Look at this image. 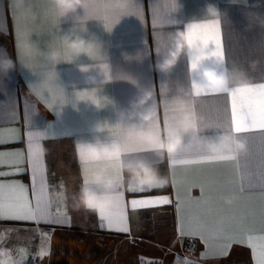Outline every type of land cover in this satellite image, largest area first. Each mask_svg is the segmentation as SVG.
<instances>
[{
  "label": "crops",
  "instance_id": "0c3cea01",
  "mask_svg": "<svg viewBox=\"0 0 264 264\" xmlns=\"http://www.w3.org/2000/svg\"><path fill=\"white\" fill-rule=\"evenodd\" d=\"M208 4L221 16L206 17ZM83 14L78 10L60 18L50 0H25L20 8L13 0H0V55L6 51L16 63L0 73V264H102V240L113 258L108 264H117L118 242L125 243L124 264H133L129 242L155 221L170 233L158 235L146 257L162 254L166 242L172 264H264V131L234 134L246 142L247 151L235 160L210 162V156L220 154L207 145L222 132L233 134L230 97L195 95L190 88L198 80L190 63L207 54L209 40L222 45L225 61L199 65L240 69L251 82L248 88L264 83V27L257 19H264V0H96L86 24L76 20ZM189 25L196 26L192 46ZM70 31L93 39L97 51L91 59L81 56L54 68L45 53L54 48L66 56L61 36ZM178 31L184 32L192 55L182 54L171 71L162 73L156 65ZM144 90L153 92L148 109L153 119L134 121L125 136L119 113ZM78 91H87L90 103L104 97L114 103L98 110L78 103ZM193 114L201 130L199 144L193 141L163 161L154 152L139 151L149 146L147 133L162 136ZM98 122L107 132L100 139L119 140L133 153L125 158L158 167L167 183L133 192L115 163L82 168L76 142H94L92 127ZM184 140L188 143L190 133ZM40 144L43 154L36 150ZM101 168L120 176L113 202L103 212L107 219L64 198ZM133 199L150 204L133 208ZM48 232L84 241L59 252L47 242ZM187 240L195 242L194 251L183 250Z\"/></svg>",
  "mask_w": 264,
  "mask_h": 264
},
{
  "label": "clouds",
  "instance_id": "9594fccd",
  "mask_svg": "<svg viewBox=\"0 0 264 264\" xmlns=\"http://www.w3.org/2000/svg\"><path fill=\"white\" fill-rule=\"evenodd\" d=\"M124 2L126 3V0H124ZM233 2H238V0H233ZM24 3L25 0H13V6L16 8L23 7ZM95 3L96 0H50V4L57 11L60 18H66L71 14L77 13L78 10H83L84 14L82 16H76V20L84 24L91 20L89 12L94 7ZM205 13L208 18H217L221 16L218 8L212 4L206 6ZM257 19L260 26L264 27V19L258 17ZM61 42L63 48L66 50V56H62L61 53L54 48L47 50L45 53L47 61L54 68L57 64L62 62L72 63L81 56H86L91 59L93 58V54L97 51V44L93 39L80 34H74L72 31L62 35ZM185 53L189 56L192 55V52L188 50L184 32L178 31L172 36L171 47L167 55L157 63L156 68L162 73L171 71L177 64L181 55ZM125 55L127 58V54ZM202 64L194 68L191 62L190 70L198 77L196 84L203 91H220L225 88H248L251 85L245 72L240 69H229L225 67L221 71L216 68L202 66ZM252 66H255V62H253ZM15 67L16 63L8 56L7 52L4 51L3 54L0 55V73L6 74L8 71L15 69ZM81 71L88 72V68L86 66H81ZM92 80V77H88L89 82ZM192 87L193 82L190 88ZM86 92L87 91L77 92L79 93L77 97L78 103H90L82 98L86 95ZM152 99L153 92L144 90L136 99L130 101L129 110H122L119 113V121L117 123L121 124L123 127L125 136L129 135V129L136 125L134 121L148 122L153 119V112L148 110L150 109V101H152ZM113 103L114 101L110 98L104 97L102 102L90 104L94 105L99 110ZM140 109L144 110L141 111ZM185 119L193 120V123H191L186 132H182L175 127L165 129L159 141L152 145L154 153L161 161H163L166 156H171L182 148L191 146L193 141L197 144L201 142V130L196 118L185 117ZM92 131L96 134L94 142H76L77 159L82 168L85 163H115L120 176L126 179L129 189L133 187H162L167 183L166 177L161 175L158 167L140 158H125L119 140L113 138L106 142L100 139L101 135H107L106 130L102 127V123L98 122L93 125ZM186 133H190V140L188 143H185L184 140V135ZM207 147L209 151L214 154L228 156L233 159L238 158L247 151V144L244 140L234 134L230 135L225 132L219 134L215 142H210ZM36 150L43 154V145H37ZM120 176L108 174L106 169L103 168L96 171L91 176L90 181L88 183H82L79 191L73 194L75 205L86 212L96 213L98 215L103 213L113 202L112 196L120 184ZM89 184L94 187L89 186ZM58 195L62 196L64 193H59ZM228 202L230 203L231 201L229 200Z\"/></svg>",
  "mask_w": 264,
  "mask_h": 264
},
{
  "label": "snow or ice",
  "instance_id": "6c2138e0",
  "mask_svg": "<svg viewBox=\"0 0 264 264\" xmlns=\"http://www.w3.org/2000/svg\"><path fill=\"white\" fill-rule=\"evenodd\" d=\"M218 23V22H217ZM195 25H189L188 32L189 38L188 43L192 46V39L190 38L191 32L195 28ZM208 48L207 54L203 57H198L197 59L193 60L192 64L193 67L196 68L199 66L201 61L209 60L213 64H223L225 61V55L222 49V45L218 43L216 40H209L207 41ZM210 44L213 47H209ZM193 88L195 90V95H222L227 94L230 97V122H231V130L233 134H242L247 132L253 131H264V83L256 84L254 87L251 88H225L220 91H203L201 90L196 83L193 84ZM82 98L86 99V95ZM99 103V102H97ZM192 117H195L193 114ZM193 123L192 119H185V121L178 127L180 131L186 132L189 126ZM223 130V129H219ZM139 138L143 139L145 134L138 133ZM147 139L149 141V146L139 149L142 152H154L152 145L157 143L160 139V135H153L152 133H147ZM122 146L123 153L125 155H131L133 153L128 152L120 142ZM235 160L228 156H210V162H224ZM89 181H85L88 183ZM2 188V186H0ZM143 188L139 189H131V191H143ZM242 190V189H241ZM167 202V201H164ZM149 201L144 200H136L133 199L131 201V205L133 208L136 207H147L149 206ZM31 211L30 208L28 209H21ZM101 219H107L103 213H101ZM122 231L127 232L128 229L124 228Z\"/></svg>",
  "mask_w": 264,
  "mask_h": 264
},
{
  "label": "rangeland",
  "instance_id": "374dc122",
  "mask_svg": "<svg viewBox=\"0 0 264 264\" xmlns=\"http://www.w3.org/2000/svg\"><path fill=\"white\" fill-rule=\"evenodd\" d=\"M72 188V187H71ZM70 188V189H71ZM73 194H75V192H67L66 195L64 196V198L69 199V200H73ZM154 225H151L149 228L145 227L144 229H142V231H140L137 234H135V236L131 239V241L129 242V245H131L132 247V251H133V255L136 256L135 259L133 260V264H172V256L170 255L172 252L170 251V245L171 244H166V242L164 243L166 246V248H164L163 253L159 254L158 256L154 255L153 257L149 256L146 257L144 256L145 252H150L148 251V249L155 247L156 246V238L161 237V233L162 235H165V233H170V229L166 228V226L163 224V222H157ZM164 225V226H163ZM158 233V234H157ZM46 239L47 242H53V246L56 245L58 246L57 251L59 252H66L67 249L65 246H67V244H71L74 245L75 247H78V243H82V241H84V237L80 238V239H76L75 242L73 239H71L67 234H57V233H47L46 234ZM86 239V238H85ZM88 242L90 243H95L92 239H87ZM74 243V244H73ZM119 243L122 244L119 246ZM107 242L105 241H101V262L102 264H108L110 262V260H112L113 258L107 255L108 254V247H106ZM163 244V243H162ZM163 244V245H164ZM187 244V242L185 241L183 243V245L185 246ZM168 245V246H167ZM80 247V246H79ZM125 248V243L123 242H118L117 245V255L118 257L116 258V263L117 264H124V257L121 255L123 253V250ZM128 249V246H127ZM168 249V250H167ZM185 252H189L186 249H183Z\"/></svg>",
  "mask_w": 264,
  "mask_h": 264
},
{
  "label": "built area",
  "instance_id": "2783aa9c",
  "mask_svg": "<svg viewBox=\"0 0 264 264\" xmlns=\"http://www.w3.org/2000/svg\"><path fill=\"white\" fill-rule=\"evenodd\" d=\"M187 244L185 245V249L189 252H192L196 249V244L193 240H187Z\"/></svg>",
  "mask_w": 264,
  "mask_h": 264
}]
</instances>
